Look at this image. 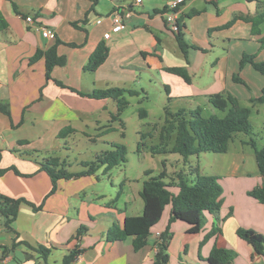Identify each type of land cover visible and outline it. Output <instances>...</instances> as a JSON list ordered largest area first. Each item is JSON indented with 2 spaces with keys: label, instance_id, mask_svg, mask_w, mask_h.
Wrapping results in <instances>:
<instances>
[{
  "label": "crops",
  "instance_id": "obj_1",
  "mask_svg": "<svg viewBox=\"0 0 264 264\" xmlns=\"http://www.w3.org/2000/svg\"><path fill=\"white\" fill-rule=\"evenodd\" d=\"M172 1L0 0V107L8 109H0V169H5L0 174V194L25 198L38 207L22 202L11 228L4 225L0 213V264H64L65 257L75 250L80 254L70 264L155 261L172 207L168 205L155 223H147L152 203H146L141 191L143 181L155 175L153 172L146 175L150 170H144L145 175L137 177L142 186L135 188L137 196L132 201L121 184L118 187L112 183L111 190L101 188L99 172L62 179L52 192L51 177L41 164L49 157H60L68 160L70 170L79 171L84 161H78L75 168L69 155L62 157L60 153L63 145L73 143V134L86 132L91 126L105 130L109 124L114 131L122 130L120 120L111 122L118 109L113 98L97 99L78 91L109 87L139 90L143 76L154 75L153 70L158 68L165 76L166 89L173 92L174 87V97L191 101L208 91L210 86L204 88L197 82L203 79L207 56L221 41L228 50L224 67L229 74L223 77L227 80L230 69L239 68L243 53L264 60V17L256 30L253 22L264 14V0H183L177 11L176 31L170 29L165 18ZM118 6L130 15L125 18V27L115 32L109 15ZM29 15L34 22L26 20ZM100 17L102 21L97 22ZM42 27L50 28L53 35L44 36ZM180 30L190 45L187 54L177 41ZM101 41L109 46L107 59L94 71L85 69ZM53 48L64 60L48 75L47 53ZM217 61H213L209 73L214 79ZM176 66L187 69L190 82L165 69ZM245 68V76L264 86V76L251 63ZM149 81L152 86V79ZM149 95L143 88L141 95L128 96L129 106L134 97L141 101ZM141 113L147 116L149 110L142 107ZM69 127L74 131L61 138V131ZM89 139L106 141L103 136L94 139L89 135ZM247 156L235 153L218 158L220 166L213 175L223 183L220 213L206 212L196 233L189 232L190 225L185 221L172 222L168 264H219L212 254L215 248L227 250L226 264H264V254L237 233L239 228H248L264 234V203L249 193L264 186V175L255 152ZM174 178L167 182L176 184ZM126 180L132 181L130 177ZM174 186L177 193L179 188ZM119 192L116 202L108 206ZM127 217L137 218L133 229L149 233L147 244L139 250L134 249L132 237L117 241L108 238L112 224L117 221L123 225ZM41 246L49 249L46 255L39 250Z\"/></svg>",
  "mask_w": 264,
  "mask_h": 264
},
{
  "label": "trees",
  "instance_id": "obj_2",
  "mask_svg": "<svg viewBox=\"0 0 264 264\" xmlns=\"http://www.w3.org/2000/svg\"><path fill=\"white\" fill-rule=\"evenodd\" d=\"M263 17L264 14H260L253 20L255 30ZM176 37L181 49L187 54L190 45L186 42L181 30L176 34ZM39 55L40 52L37 54V57ZM108 55L109 46L105 41L99 42L86 63L85 69L91 71L98 69L105 62ZM255 58V55L244 54L240 61V66L242 68L249 62L255 70L264 76V60L257 61ZM63 60L62 57L57 55L54 48L51 49L47 53V74H50L55 65L63 63ZM165 69L182 76L187 82L191 81V76L185 67L176 66L167 67ZM234 78L240 80L238 76ZM78 92L82 95L97 99L113 98L117 102L118 109L116 113L112 114L111 122L120 120L123 127L124 121L121 118V114L130 104L128 96L140 94L139 90L121 87L94 89L91 92ZM210 101L215 106L223 109L226 112L225 115L221 117L218 115L203 117L200 114V110L188 112V110L182 108L178 111H173L170 107H165L166 118L161 131L160 147H153V152L171 151L181 154L185 159H188L191 155L200 157V155L205 152L224 153L228 151L229 144L234 139L235 133H251V108L241 105L236 96L229 94L227 97H224L218 94L211 97ZM251 101L255 103L264 102V86L261 95L252 98ZM0 109L8 112L5 106H1ZM140 115L146 116V114L143 113ZM105 127V130H103L104 133L115 130L112 124ZM73 131L74 129L71 127L65 128L61 131L60 137H66V135ZM121 135L124 137L125 132L122 131ZM145 135L146 134H143L142 138H145ZM249 143L255 147V156L259 171L264 175V146L258 149L254 138H251ZM139 148H141L140 143ZM127 154L128 149L125 144L113 143L111 149L101 151L90 161L82 162L83 169L79 171L70 170L68 160L60 157L47 158L45 162L41 164V168L50 175L53 184L52 192H55L58 189V182L62 179L96 175L99 169H103L104 174L109 173L114 167L127 162ZM4 171L5 169H0V174H3ZM151 173V170L147 171L146 175H150ZM188 175L181 171L177 172L176 178L173 179L174 181L177 180L176 184L166 181V171H163L159 175L149 176L143 181L141 195L147 204L149 202L152 203V210L147 218L148 224H153L158 221L168 205L172 207L171 217L167 229L161 234L163 240L160 243L153 264H168L170 261L168 250L172 222L175 220L185 221L190 225L189 232L196 233L202 228L206 219V212L213 213L216 216L220 213L223 203V188L219 183L218 176L202 173L198 165L191 167ZM172 185L178 186L179 191L177 193L171 189ZM249 193L251 196L264 203V186H257ZM119 195L120 192L108 206L116 202ZM22 202H27L32 205L34 209H38L37 206L25 198H14L5 194H0V213L4 217V225L6 227L11 228V224L18 216ZM136 220V217H127L123 225L115 221L108 230V238L112 241H117L132 237L134 249H141L147 244L149 233L142 229H133ZM237 233L241 238L247 240L258 253L264 254V234L248 228H239ZM39 250L45 255L49 251L48 248L43 246H41ZM78 254H80V250H75L70 255H67L64 259V264H70ZM212 254L218 259L219 264L227 263L229 253L226 249L215 248Z\"/></svg>",
  "mask_w": 264,
  "mask_h": 264
},
{
  "label": "rangeland",
  "instance_id": "obj_3",
  "mask_svg": "<svg viewBox=\"0 0 264 264\" xmlns=\"http://www.w3.org/2000/svg\"><path fill=\"white\" fill-rule=\"evenodd\" d=\"M262 43L264 46V42ZM227 53V46L221 41V43L215 47V50L207 56V62L203 70V79H198L199 82L197 83L204 88L206 86L210 87L205 94L199 93L198 96L191 101L179 98V96L174 97L176 93L175 88L173 87V92H171V90L168 91L163 84L166 83L165 76L159 72L158 68H155L153 70L154 75H144V84L138 85L140 95L143 88L149 91V99L146 100L142 98L141 101H138L137 96L133 98L131 105L122 115V119L125 123L122 130L118 132L112 131L102 135L104 133L103 130L91 126L86 129V132H77L73 134L70 138L73 143L70 145H63L60 152L61 156L65 157L67 153L71 162L75 164L74 167L77 168L76 163L78 161L92 160L94 156L101 151L111 149L112 143L125 144L128 149L127 162L114 167L111 172L107 174H104L102 169H99L98 172L101 176V188L106 187V189L111 190L112 183L116 184L118 187H120L121 184L128 198L134 201L137 196L135 188H137V186L138 188L142 186L141 183L139 184L137 181V177L143 174L145 175L144 170H151L155 175H159L163 171H166V181H171L170 179L176 176L175 173L177 171L179 172L182 170L183 173L188 175L191 169V167H189L190 163L194 166L199 163L202 172L205 174H213V170H217V167L219 169L220 166L218 165V158L230 157L235 153L240 154V156L254 154L255 147L249 143L251 138L255 139L258 149L264 146V102L255 103L251 100L261 95V85L263 86V84L251 79L249 76H245V74H248V72H245V67L250 64L249 62L242 68L239 63V68L237 70L233 68L230 69V79L227 80L223 78L224 73L225 75L229 74L226 73L229 72V70L224 67L229 60L224 58L228 55ZM244 54L253 55L252 53L245 52L240 56V61ZM217 58L218 61L215 63L214 67V79L210 77L209 73L213 61ZM258 75L260 76V73ZM235 76H238L240 80H236L234 78ZM150 79H152V86L149 84ZM204 81H208L210 84L201 85ZM177 93H179V91H177ZM218 94L224 97L232 94L239 99L241 105L251 108L250 120L252 123V130L250 134L237 132L234 135V139L229 144L228 153L205 152L200 155L199 159L196 155H191L189 159L186 160L181 154L171 151L153 152V147H160L161 131L166 118V106H170L173 111L184 108L188 110V112L200 110V114L203 117H210L211 115H218L221 117L224 116L226 112L210 101L211 97ZM142 107L149 110L147 116L140 115ZM102 120L104 123H107L106 118L102 117ZM122 131L125 132L124 137L121 135ZM143 134H146L145 138H142ZM89 135H92L94 139L103 136L106 141H91ZM139 143L141 144V148H139ZM128 177H130L132 181L126 180ZM219 178L218 176V180ZM124 180L125 184H122ZM219 183L221 184V180H219ZM222 185L223 183L221 186ZM174 187V185L171 187L173 191L175 188L177 189V187Z\"/></svg>",
  "mask_w": 264,
  "mask_h": 264
},
{
  "label": "built area",
  "instance_id": "obj_4",
  "mask_svg": "<svg viewBox=\"0 0 264 264\" xmlns=\"http://www.w3.org/2000/svg\"><path fill=\"white\" fill-rule=\"evenodd\" d=\"M142 0H137V2H141ZM183 2V0H173L168 9L165 11L166 22L170 25V29L172 31H176L178 29L177 19H178V7ZM130 15V12L124 10L120 6L116 7L111 14L109 15L114 22L113 31L117 32L125 27V18ZM28 22H34V19L31 15L26 17ZM102 17L98 18L97 22H101ZM43 35L46 37H50L53 35V31L48 27H42ZM106 37H110V33L106 34ZM81 255H79L80 257Z\"/></svg>",
  "mask_w": 264,
  "mask_h": 264
}]
</instances>
